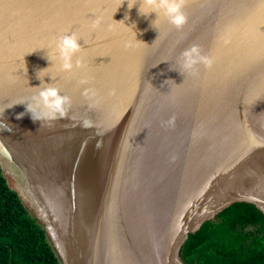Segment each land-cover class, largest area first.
<instances>
[{"label": "water", "instance_id": "1", "mask_svg": "<svg viewBox=\"0 0 264 264\" xmlns=\"http://www.w3.org/2000/svg\"><path fill=\"white\" fill-rule=\"evenodd\" d=\"M119 3L0 0V170L7 186L24 206L33 208L36 220L40 218L45 235L49 232L55 239L60 264H84L80 256L83 233L78 234L77 248L73 206L68 211L63 202L69 218L58 228L31 204L27 185L19 180L15 183L4 165L16 161L11 159L13 140L29 138V131L35 136L52 131L64 140H73L76 146L71 151L85 153L83 173L78 164L76 187L80 191L83 174L85 187L97 171L98 188L104 190L108 179L115 176V168L130 164L138 169L133 202L141 197L142 201L135 214L136 226L131 235L124 232L122 241L136 245L139 239H149V232H142L148 222L156 232L157 246L161 242L154 264H176L187 234L233 203L251 204L264 215V0H187L188 21L180 30L162 17L154 28L155 13L144 17L138 14V3L129 10L127 0L116 10ZM96 17L102 23L93 30L90 24ZM70 31L82 37L83 49L77 56L86 64L71 74L60 72L55 58L51 65L46 58V52L54 50L55 39ZM226 32L231 35L227 45L220 39ZM194 43L213 56L215 64L211 69L201 66L197 76H183L170 66L177 68L181 51ZM44 68L40 74L46 75L44 82L51 83L54 77L53 83L72 99L68 116L50 126L34 122L25 104H16L35 94L41 83L37 73ZM88 77L99 100L91 108L82 95L86 85L80 83ZM112 89L115 95H109ZM129 107L128 123L119 126L126 132L122 147L111 154L109 146L120 143V132L110 130L119 125L115 123L119 113ZM172 116L175 126H162ZM85 117L92 127L80 126ZM197 125H203L204 135L193 142L191 131ZM124 153L131 163L120 161ZM29 156L42 163L36 146L29 149ZM14 168L19 166L14 164ZM51 168L55 172L58 165ZM64 172L61 164L57 173L65 177L48 179L63 196L72 191L65 189ZM87 172L92 174L90 178ZM125 194L124 190L116 195L118 203ZM125 219L126 215L121 223L132 218ZM129 226L127 222L114 230L121 235L120 229ZM108 237L109 232L107 246ZM113 250L116 263L141 264L138 251L131 255L126 249ZM88 253V264H100L91 243Z\"/></svg>", "mask_w": 264, "mask_h": 264}, {"label": "bare ground", "instance_id": "2", "mask_svg": "<svg viewBox=\"0 0 264 264\" xmlns=\"http://www.w3.org/2000/svg\"><path fill=\"white\" fill-rule=\"evenodd\" d=\"M130 112H132L131 107L127 108V111L123 114L119 113L115 120L116 125H119L110 130V132H120V143L116 141L109 146V148L113 150L111 154L115 153L114 150L118 151L117 149L122 147L121 142L125 138L126 132L124 128L119 126L120 123L123 125L128 123ZM31 123H33V121H31ZM110 142H112V137ZM13 143L11 152H13L14 156H11V159L12 161L16 159V161L4 165L11 170L12 178L15 183L19 180L27 185L26 192L31 204H34L42 215L50 219L60 229L63 228V224L69 218L68 211H70V206H73V223L75 225L73 230L77 248L79 241L78 234L81 235L83 233L81 240L83 253L80 254V256L84 264H88V248L90 243L94 245L95 250L97 249V255L100 257V264H119L112 258V253L114 252L113 248L116 247L120 251L126 249V252L131 255L138 251L141 264H154L155 254L159 252L161 242H159L157 246L156 232L147 226L148 222L143 224L142 232L148 231L149 239H139V243L136 245H133L131 241L128 243L122 241L124 232L131 235L135 228V214L138 212L142 201L141 197L136 202H133V200L137 198H134V190L138 181V169L136 167L128 164L124 168H115V176L108 179V184L105 185L104 190L98 188L99 179L96 180V177L98 178L97 171L93 173L96 176H94L91 182L87 183L85 187H83V185L86 179L83 174L82 189L80 191L79 188L76 187L78 169L80 168L78 164H82L79 170L83 173L86 167V164L83 162L85 153L82 151H73V149L71 151V148L74 147L75 149L76 146L73 140H64L63 137L53 134L52 131L43 136H35L29 131V138L17 140V142H15L14 139ZM92 143L96 146L95 141ZM17 145L20 146L18 147ZM34 146L37 147L40 153V160H42V163L29 156V149ZM125 152H127V150H125ZM70 153H72L71 158L69 157ZM72 156L74 157L73 162ZM96 161L98 165L99 160H95V162ZM120 161L123 164L131 163L127 153L122 155ZM54 163L58 165V169H61V164L65 165L64 174H66L67 177V186L65 189H72V191L70 190L71 192L66 193L64 196L60 191L54 189L51 184H48L49 178L61 179L65 177L57 173L58 169L55 172L52 170L51 166L54 165ZM14 164L19 166L17 170L14 168ZM29 165L31 166L30 168ZM86 174L88 178L92 176L89 172ZM121 184H123V186ZM122 187H124V189H122ZM133 187L134 189L131 190ZM124 190L126 194L121 197V201L118 203L116 195L124 193ZM63 202L68 205V211ZM124 215H126L125 221L129 217L132 218L126 221L130 226L128 228L125 227L127 229H120V233L122 234L118 235L119 232L117 233L114 229L126 224L121 223V218ZM108 232L109 237L107 246L106 236ZM117 240L119 241L118 243H116ZM78 252L80 253L79 249Z\"/></svg>", "mask_w": 264, "mask_h": 264}, {"label": "trees", "instance_id": "3", "mask_svg": "<svg viewBox=\"0 0 264 264\" xmlns=\"http://www.w3.org/2000/svg\"><path fill=\"white\" fill-rule=\"evenodd\" d=\"M178 255L181 264H264V215L251 204L233 203L187 234ZM0 264H60L1 170Z\"/></svg>", "mask_w": 264, "mask_h": 264}, {"label": "clouds", "instance_id": "4", "mask_svg": "<svg viewBox=\"0 0 264 264\" xmlns=\"http://www.w3.org/2000/svg\"><path fill=\"white\" fill-rule=\"evenodd\" d=\"M186 2L187 0H127V7L130 10L138 3V14L144 17H147L151 13L156 14V19L152 21L153 27L154 22L162 17L177 30H180L188 21V17L184 11ZM123 3L124 0H120V3L117 5L116 10ZM116 10L114 11V13L116 12ZM125 19H127V14L125 15ZM122 22L124 23V21ZM101 23V18L96 17L92 20L90 28L95 30L100 27ZM133 33L136 39V34L134 31ZM81 39L82 37L74 31L66 32L58 36L54 41L53 52L51 54H48L46 52V58L51 62L50 65L53 62V58H55L59 62L60 72L71 74L75 70L84 69L86 67L85 62L82 58L77 56V54L80 53L83 49V47L79 43ZM220 39L222 40L223 44L227 45L231 42V35L229 32H226L221 36ZM74 57L75 60L73 59ZM176 63L178 64L177 68H173L171 66L170 68L173 70H177L183 76H197L199 74V68L201 66H203L205 69H211L215 64V58L204 53L201 46L194 43L181 51ZM47 68L41 69L37 73V78L41 81V83L39 86L35 87L37 89L35 94L32 95V97L28 101H21L16 104H25L26 111L30 113L31 119L34 122H44L50 126L52 122L61 120L62 118L68 116V113L72 107V99L70 96L62 94L61 88L53 83L54 77L51 76V83L44 82V77L46 75L41 76L40 74ZM91 80V77L83 78L80 80V83L82 85H86V87L83 88L82 95L87 101L90 102V108L94 107L99 102L96 89L94 86H92ZM168 80H166L164 83L167 84ZM115 94V89L110 90L109 95ZM11 106L12 105L8 106L7 108ZM21 116H23V113L18 114L17 118L19 119ZM80 126L83 128H89L93 126V123L90 119L85 117L82 119ZM162 126H166L169 128L174 127L175 116L169 117L167 121L162 122ZM202 135H204L203 125H197L191 131V138L193 142L198 140ZM97 147H99V144L97 145ZM172 159L174 160L175 157H172Z\"/></svg>", "mask_w": 264, "mask_h": 264}, {"label": "rangeland", "instance_id": "5", "mask_svg": "<svg viewBox=\"0 0 264 264\" xmlns=\"http://www.w3.org/2000/svg\"><path fill=\"white\" fill-rule=\"evenodd\" d=\"M26 209L28 210V212L33 216V217H36V213L35 211L33 210L32 207H29V206H25ZM39 224H41V226H43V223L41 222L40 218H37L36 220ZM46 237L48 239V242L49 244L51 245L54 253L56 254L59 262H60V251L58 249V246H57V243L55 241V239L53 238V236L49 233V232H46ZM178 259H179V256H178ZM176 264H181V261L180 259L179 260H176Z\"/></svg>", "mask_w": 264, "mask_h": 264}]
</instances>
